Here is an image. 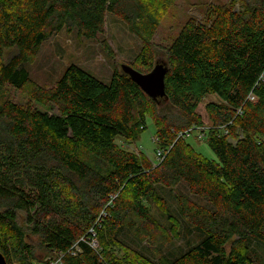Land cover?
Returning a JSON list of instances; mask_svg holds the SVG:
<instances>
[{"label":"trees","instance_id":"1","mask_svg":"<svg viewBox=\"0 0 264 264\" xmlns=\"http://www.w3.org/2000/svg\"><path fill=\"white\" fill-rule=\"evenodd\" d=\"M175 1L0 0L5 264H253L251 245L264 253V0H232L208 7L201 20L189 18L160 62L166 67L163 97L148 96L123 70L114 69L105 84L69 65L44 88L24 67L65 27L95 38L110 13L142 44L129 66L148 73L155 64L153 36ZM10 48L16 51L5 60ZM7 85L27 102L12 101ZM206 95L219 100L205 106L212 124L203 140L215 159L178 137L201 125L196 108ZM166 104L185 117L183 128L158 114ZM147 116L163 154L154 164L116 143L117 137L136 140ZM180 183L206 205L175 195L180 217L199 240L172 254L162 248L177 233L160 229L145 200L157 198V187ZM37 250L58 258L45 259Z\"/></svg>","mask_w":264,"mask_h":264},{"label":"rangeland","instance_id":"2","mask_svg":"<svg viewBox=\"0 0 264 264\" xmlns=\"http://www.w3.org/2000/svg\"><path fill=\"white\" fill-rule=\"evenodd\" d=\"M231 1L176 0L175 3L167 7L152 39L155 64L166 60V47L173 42L189 18L201 20L208 7L229 5ZM234 8L238 10L240 8L239 3ZM141 47L140 40L129 30L124 21L109 13L106 15L102 33L95 38H81L77 36L75 30L69 32L65 27L44 40L34 60L26 63L24 67L27 69L30 78L44 88L53 87L69 65L79 66L97 80L108 84L113 70L121 71L123 64L129 65L133 62ZM10 49H6L3 53L5 60L12 55L13 51H16V48ZM5 91L14 102L19 104L27 102V98L19 90L7 85ZM208 102L217 103L219 100L216 95H206L196 108V113L201 119V125H193L189 128L193 131L199 128L198 130L202 131L203 137L198 138L196 132H193L186 138V141L205 158L215 159L214 153L203 140L204 131L207 132L212 124L205 109ZM37 108L42 111H55L42 105H37ZM158 114L172 120L176 126L181 128L186 123L185 117L177 109L167 104L159 106ZM116 143L135 154L143 153L153 164L158 162L155 126L150 116L146 117V129L136 140L126 141L123 137H117ZM155 192L157 198L145 200L150 214L158 222L160 229L176 231L177 233L172 243L162 248V251L176 254L177 251L186 249L190 244H195L199 238L196 233L190 232L191 226L188 223L186 225L180 217L175 195L185 197L200 205H206V202L192 195L188 187L182 183L173 189L160 186L155 189ZM19 224L24 230H27L22 214H19ZM28 240L36 245L35 237L32 236ZM251 247L254 252V255H251L253 264H264L263 251L255 244H252ZM37 253L45 255V259L56 260L58 258L53 253H46L41 250H37ZM144 253L152 256L151 251Z\"/></svg>","mask_w":264,"mask_h":264},{"label":"water","instance_id":"3","mask_svg":"<svg viewBox=\"0 0 264 264\" xmlns=\"http://www.w3.org/2000/svg\"><path fill=\"white\" fill-rule=\"evenodd\" d=\"M121 68L148 96L158 98L165 95L166 67L163 63H156L148 73H140L125 64ZM0 263L5 264L1 256Z\"/></svg>","mask_w":264,"mask_h":264},{"label":"built area","instance_id":"4","mask_svg":"<svg viewBox=\"0 0 264 264\" xmlns=\"http://www.w3.org/2000/svg\"><path fill=\"white\" fill-rule=\"evenodd\" d=\"M198 129H199V128H198ZM198 129H195V131H193V130H191V129L185 130L184 132H180V133H178V137L181 136V137L187 138V137L190 136L193 132H196V137H198V138H202V137H203L202 131H201V130H198ZM204 132H205V131H204ZM156 156H157L158 161H161L162 158H163L162 151H157Z\"/></svg>","mask_w":264,"mask_h":264}]
</instances>
